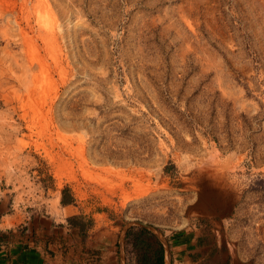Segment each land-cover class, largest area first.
<instances>
[{
    "label": "rangeland",
    "instance_id": "1",
    "mask_svg": "<svg viewBox=\"0 0 264 264\" xmlns=\"http://www.w3.org/2000/svg\"><path fill=\"white\" fill-rule=\"evenodd\" d=\"M0 190L264 264V0H0Z\"/></svg>",
    "mask_w": 264,
    "mask_h": 264
},
{
    "label": "crops",
    "instance_id": "2",
    "mask_svg": "<svg viewBox=\"0 0 264 264\" xmlns=\"http://www.w3.org/2000/svg\"><path fill=\"white\" fill-rule=\"evenodd\" d=\"M31 203L35 206L28 210L0 190V264H117L110 229L99 226L80 233L69 225L68 217L81 211L79 204L60 200L57 211L38 200ZM191 237L174 243L169 239L171 264L203 263L206 245L195 230Z\"/></svg>",
    "mask_w": 264,
    "mask_h": 264
},
{
    "label": "trees",
    "instance_id": "3",
    "mask_svg": "<svg viewBox=\"0 0 264 264\" xmlns=\"http://www.w3.org/2000/svg\"><path fill=\"white\" fill-rule=\"evenodd\" d=\"M63 192H64V189H63ZM71 199H68V198L66 199L63 196L61 198V202L71 203L73 201ZM68 221H69V225H71V227L75 228L80 233L86 232L88 228V222L85 219H83L80 215H78V213L68 217ZM143 230L146 231V229H143ZM127 235H128V232H127ZM132 240H133L134 247H140L141 245L143 246V244L147 245V243L144 241V238L140 236L138 233H134ZM163 257H164L163 246L162 244L159 243V247L154 251L153 254H149L147 250H145L143 253H141L138 256L137 262L138 264H163Z\"/></svg>",
    "mask_w": 264,
    "mask_h": 264
},
{
    "label": "water",
    "instance_id": "4",
    "mask_svg": "<svg viewBox=\"0 0 264 264\" xmlns=\"http://www.w3.org/2000/svg\"><path fill=\"white\" fill-rule=\"evenodd\" d=\"M132 224H140L144 227H146L147 229H150L153 233L156 234V236L158 237V239L160 240L162 246H163V250H164V257H163V264H171V256H170V251L168 248V244L165 240V238L161 235V233L152 225L148 224V223H144V222H140V221H129L126 222L121 230V233L119 235V244H120V264H122V240L126 234V230L127 227H129Z\"/></svg>",
    "mask_w": 264,
    "mask_h": 264
},
{
    "label": "built area",
    "instance_id": "5",
    "mask_svg": "<svg viewBox=\"0 0 264 264\" xmlns=\"http://www.w3.org/2000/svg\"><path fill=\"white\" fill-rule=\"evenodd\" d=\"M127 260H128L129 262L134 261V251H133L132 248H131V250H130V254L127 256Z\"/></svg>",
    "mask_w": 264,
    "mask_h": 264
},
{
    "label": "bare ground",
    "instance_id": "6",
    "mask_svg": "<svg viewBox=\"0 0 264 264\" xmlns=\"http://www.w3.org/2000/svg\"><path fill=\"white\" fill-rule=\"evenodd\" d=\"M126 233H127V231H126ZM125 235H126V234H125ZM124 237H125V236H124ZM123 240H124V238H123ZM123 240H122V241H123ZM122 243H123V242H122ZM122 258H123V247H122ZM123 260H124V259H123ZM123 260H122V264H124V263H123Z\"/></svg>",
    "mask_w": 264,
    "mask_h": 264
}]
</instances>
